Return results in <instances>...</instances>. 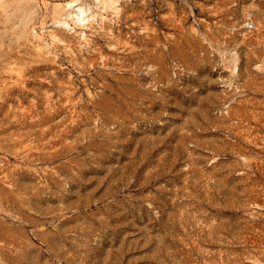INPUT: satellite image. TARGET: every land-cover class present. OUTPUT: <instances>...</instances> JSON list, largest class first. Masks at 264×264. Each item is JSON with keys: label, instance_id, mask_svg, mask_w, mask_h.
<instances>
[{"label": "rangeland", "instance_id": "rangeland-1", "mask_svg": "<svg viewBox=\"0 0 264 264\" xmlns=\"http://www.w3.org/2000/svg\"><path fill=\"white\" fill-rule=\"evenodd\" d=\"M0 264H264V0H0Z\"/></svg>", "mask_w": 264, "mask_h": 264}]
</instances>
